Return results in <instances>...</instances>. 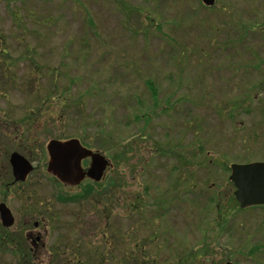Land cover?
Returning <instances> with one entry per match:
<instances>
[{
    "label": "rangeland",
    "instance_id": "obj_1",
    "mask_svg": "<svg viewBox=\"0 0 264 264\" xmlns=\"http://www.w3.org/2000/svg\"><path fill=\"white\" fill-rule=\"evenodd\" d=\"M244 27L253 32L247 39ZM261 32L264 0H216L211 7L202 0H0V181L11 190L3 198L13 229L43 221L40 260L17 263L6 244L0 264H65L74 253L84 261L87 246L113 264V248L115 260L128 259L131 233L163 261L190 259L197 249L195 264H264V208L237 211L229 180L231 164L264 161ZM251 92L253 100H245ZM69 101H84L88 110L76 116ZM103 122L119 140L146 135L133 164L147 163L143 175L126 167L122 194L147 193L136 213L116 207L109 225L124 234L108 238L106 251L96 213L77 223L85 210L59 201L82 185L55 181L46 149L89 125L93 137ZM157 147L164 151L152 154ZM13 152L34 165L15 185ZM115 173L112 166L94 182ZM82 206L88 211L90 204Z\"/></svg>",
    "mask_w": 264,
    "mask_h": 264
},
{
    "label": "trees",
    "instance_id": "obj_2",
    "mask_svg": "<svg viewBox=\"0 0 264 264\" xmlns=\"http://www.w3.org/2000/svg\"><path fill=\"white\" fill-rule=\"evenodd\" d=\"M10 1V0H9ZM150 19V18H149ZM250 30V27L243 28V34L246 35L248 31ZM29 49V48H28ZM33 66L35 68V63H33ZM0 72L2 73V69L0 68ZM34 73V70L31 71L30 75ZM51 71H49L48 74V79L50 81V84L54 82V74H50ZM26 78V77H25ZM25 82H32L34 83L36 78L31 77L30 79H25ZM149 85L153 86L154 84L152 82L149 83ZM31 93L34 92V87L32 90H30ZM66 106V104H65ZM74 110H78L79 114L76 116H81V113H84L85 110H88L86 107V102L84 101H69L68 103V112H73ZM35 113H30L29 120L33 118ZM72 116V113H69V117ZM139 120V119H138ZM87 124V123H86ZM91 128V125L87 126L85 128V131L82 133V135L78 136L79 139L82 140V143L90 148H94L97 150H101L103 152H106L108 154L113 162L114 166V171H116L115 174H111L109 178H107L102 184L98 183H87L85 185L80 186L81 188L79 191L71 194H67L63 196H59V201L65 204H72L75 206H78L80 209L85 210V214L81 217H79V220H77V223L81 222L83 217L86 214H92L93 212L96 213L99 224H97V227L95 228L96 230H101L100 236H101V241H103L105 248L102 251H106L108 249L107 243L109 241L108 238H113L114 234L119 238V240L123 237L122 231L120 233L117 231V229H113L109 224L110 221L113 218L114 211H116V207H120L122 204L124 207V214H133L142 208L141 201L143 199L142 194L147 193L146 188L143 189V193H141L139 190L133 191V194H131L130 197L127 195H123L122 191L124 189V183L126 182V177H125V171L126 167L128 166L129 163L132 164L134 167L135 171L138 172L140 175H143L146 173L145 171V166L147 165L146 159L142 158L139 162L136 164H133V160L135 158H139L141 155V149L138 147L139 142L145 140V136L143 134H140L139 136H133L129 138L128 140L124 139H117L115 138L112 134L107 133V125L103 122V124L100 125V131L95 134L93 137H89L88 135V130ZM141 133V132H139ZM65 138V136H60L59 139ZM91 140V141H90ZM101 143V145L99 144ZM99 144V146H98ZM162 147L159 149V147L155 148L152 150V154H159V151L162 152L164 151ZM186 166L188 164L184 163ZM180 181V180H178ZM236 199L233 197L232 202L236 204L237 207H239V204L235 201ZM88 203L90 204V207L85 209L82 205H87ZM141 205V206H140ZM216 209L220 207V204L217 203L215 204ZM92 211V212H91ZM237 211H241L240 207L237 208ZM109 225V226H108ZM132 230H135L134 227L131 228ZM139 231V230H138ZM114 232V233H113ZM135 234V232H134ZM97 235V234H95ZM125 235H127L125 233ZM132 237V242L131 246L126 253V257L128 259L125 260H115L114 258L117 257L116 255V250L113 248L109 252V257H112L111 261L113 260V264H195V260L193 259V255H201L200 253H197V249H194L196 251H193L191 254L192 257L190 259H184V260H179L178 259H167L163 261L161 258V255H159L155 249V247L152 248V250H147L144 242L142 243L141 239L138 240V243L136 244V241L133 238V233H131ZM136 240L138 239V235L135 234ZM99 243V242H97ZM61 247L57 245H54L52 248V251L55 250L57 253L52 254L53 255V260H59V249ZM88 251L90 255H86V258H84V261L82 259L79 261H74V258L77 257L76 253H74V257L70 258L65 261V264H111V262L108 260V256H103L99 255L98 248H90V247H85V251ZM63 250L60 251V253ZM73 253V252H72ZM97 253V254H96ZM96 254V256H94ZM189 254V255H190ZM187 255V256H189ZM196 259V258H195ZM21 262V261H20ZM19 262V264H20ZM50 264H63V262H55L51 261Z\"/></svg>",
    "mask_w": 264,
    "mask_h": 264
},
{
    "label": "water",
    "instance_id": "obj_3",
    "mask_svg": "<svg viewBox=\"0 0 264 264\" xmlns=\"http://www.w3.org/2000/svg\"><path fill=\"white\" fill-rule=\"evenodd\" d=\"M203 2L211 6L215 0H203ZM47 150L49 153L48 173L66 185H78L86 177L100 181L109 166V161L104 155L84 147L78 139L51 140L47 145ZM87 158H91V164L85 170L82 167V161ZM10 162L16 181H25L33 170L32 164L18 152L11 154ZM229 179L236 187L235 197L242 209L264 206V162L232 164ZM0 214L5 227L14 224V217L4 203L0 204Z\"/></svg>",
    "mask_w": 264,
    "mask_h": 264
},
{
    "label": "flooded vegetation",
    "instance_id": "obj_4",
    "mask_svg": "<svg viewBox=\"0 0 264 264\" xmlns=\"http://www.w3.org/2000/svg\"><path fill=\"white\" fill-rule=\"evenodd\" d=\"M252 33L253 32H249L248 37ZM242 37L247 39V36L244 34L242 35ZM260 37L262 38V42H264V32H261ZM263 46H264V44H263ZM245 100H253L252 92L250 93L248 98H245ZM0 124H1V121H0ZM9 163L11 166V176L13 178L12 184L15 185L18 182H16L15 176L13 174V167L11 165L10 160H9ZM7 186H8V184H6V186H5L4 183L0 181V204L5 203L7 205L6 201L3 198V194H5V192H7L6 195H8L11 191L9 189H6ZM259 208H264V207L261 206ZM11 212H12V210H11ZM12 214H13V212H12ZM45 220L48 221L47 219H45ZM29 222L30 221H26L23 223L21 231H19L20 229L19 230L13 229L15 226V222H14L12 227L5 228V226L3 225L2 219H1V214H0V257H2V253H5L8 250L5 245L7 244L8 246H10V244H11L12 249L10 251L14 255L13 258L15 261L29 260V259L40 260L38 258L39 253L37 250V245H40V243L42 242V234L40 232H38L37 230L43 224V221L39 222L38 219L35 220V223L33 224L34 228L32 230H29L30 229L29 225H28ZM19 244H21V247H24V249H21L22 250V256L21 257H20L19 249H18ZM17 249H18V251H17Z\"/></svg>",
    "mask_w": 264,
    "mask_h": 264
}]
</instances>
